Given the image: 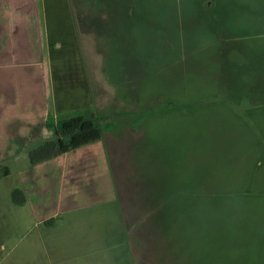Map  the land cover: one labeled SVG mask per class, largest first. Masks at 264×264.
Wrapping results in <instances>:
<instances>
[{
  "label": "crops",
  "instance_id": "0c3cea01",
  "mask_svg": "<svg viewBox=\"0 0 264 264\" xmlns=\"http://www.w3.org/2000/svg\"><path fill=\"white\" fill-rule=\"evenodd\" d=\"M259 3L183 0V10L205 28L203 42L211 41L217 54L211 67L213 95L206 102L228 111L245 110L253 118L264 112V16ZM150 5L148 0H0V158L29 141L53 139L52 125L74 117L65 116L76 110L93 108L96 113L84 116L95 120L113 116L107 107L119 101L111 102L108 94L107 26L121 33L125 29L120 26L136 25L139 11ZM232 10L244 13L234 15ZM60 24L74 26L79 40L76 26H83L82 62L74 67L79 74L75 81L57 74L62 45L58 37L51 38L49 25ZM232 25L246 33L234 31ZM203 42L186 46L184 55L202 51ZM130 98L132 106L137 104V98ZM130 116L121 117L118 130H102L96 141L20 167L26 197L21 208L31 207L35 221L2 232L23 233L21 241L28 240V246L40 244L51 264H151L141 256L139 240L154 230L156 199L141 190L135 178L146 176L131 156L134 177L130 184L125 178L120 181L127 152L141 151V134L133 132ZM9 159H0V167ZM16 244L7 247L3 242L9 251L0 264H26L27 250L13 257Z\"/></svg>",
  "mask_w": 264,
  "mask_h": 264
},
{
  "label": "rangeland",
  "instance_id": "374dc122",
  "mask_svg": "<svg viewBox=\"0 0 264 264\" xmlns=\"http://www.w3.org/2000/svg\"><path fill=\"white\" fill-rule=\"evenodd\" d=\"M148 2L150 9L139 11L136 25L120 26L125 29L121 33L107 26L108 94L119 105L107 107L112 117L95 120L102 130L115 131L124 122L121 117L131 115L133 132L141 134V151L127 152L120 178L132 181L131 156L146 176H135L141 190L156 199L154 230L139 240L141 256L151 264H264V112L253 118L245 110L228 111L221 101L214 106L206 102L213 95L216 52L211 41L203 42L205 28L183 10V0ZM257 2L264 16V0ZM72 27L49 25L51 38L58 37L62 45L57 74L75 81L83 26H76L81 40ZM231 28L246 33L238 25ZM195 41L203 42L202 51L186 57V46ZM129 96L137 104L132 106ZM79 113L96 112L89 107L65 117ZM55 134L53 130V139ZM42 143L32 140L18 152L2 154L11 158L3 163L12 174L0 178V260L9 251L3 242L7 247L18 243L13 257L27 250L26 264H51L40 244L28 246V240L21 241L23 233L2 232L35 221L31 207L14 202L13 190L25 182L20 167L30 164V150ZM51 197L55 199L53 193Z\"/></svg>",
  "mask_w": 264,
  "mask_h": 264
},
{
  "label": "trees",
  "instance_id": "16d2710c",
  "mask_svg": "<svg viewBox=\"0 0 264 264\" xmlns=\"http://www.w3.org/2000/svg\"><path fill=\"white\" fill-rule=\"evenodd\" d=\"M52 126L55 128L56 137L30 150L29 163L31 165L50 160L102 137V129L95 119L84 115L63 119ZM10 173L9 166L0 167V178ZM13 200L19 206L25 204L26 197L21 188L13 190Z\"/></svg>",
  "mask_w": 264,
  "mask_h": 264
}]
</instances>
